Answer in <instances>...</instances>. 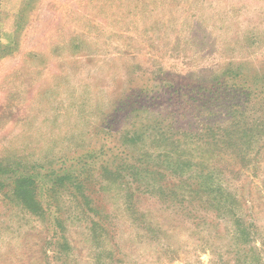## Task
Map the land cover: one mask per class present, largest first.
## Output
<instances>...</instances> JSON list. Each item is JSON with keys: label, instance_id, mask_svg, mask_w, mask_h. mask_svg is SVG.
Segmentation results:
<instances>
[{"label": "rangeland", "instance_id": "1", "mask_svg": "<svg viewBox=\"0 0 264 264\" xmlns=\"http://www.w3.org/2000/svg\"><path fill=\"white\" fill-rule=\"evenodd\" d=\"M0 264H264V0H0Z\"/></svg>", "mask_w": 264, "mask_h": 264}, {"label": "trees", "instance_id": "2", "mask_svg": "<svg viewBox=\"0 0 264 264\" xmlns=\"http://www.w3.org/2000/svg\"><path fill=\"white\" fill-rule=\"evenodd\" d=\"M129 136H130V134H128V137ZM130 137H133V136H130ZM159 140L157 141V143H155V144H157V145H155L156 147L160 146V143L158 144ZM174 141H175L174 139L170 138V139H168V143H165V145L173 143ZM207 145H209V146H205V147L201 148V151L203 154H207L209 152H213L214 150H216V148H210V146H212L213 144L212 145L207 144ZM162 151H163V153H166L165 151L169 152V150H166V149H164ZM169 155L170 154H168V156ZM190 165L193 167V164H190ZM65 173H67V174H65ZM106 173L107 172L104 170V175ZM109 173H111V172H109ZM112 173H113V171H112ZM39 175H43V174L40 173ZM200 176H201L203 185L201 186V188H195V190L193 192L203 194L204 196L209 195L212 197L213 200H216L217 194H219L224 205L227 206L228 200L230 198V193L221 186L220 181L216 180L215 172L212 170L206 169V171L203 172L202 174H200ZM66 178H75L76 180L80 181L79 177L75 176L73 174V172H70L67 169V172H64V174L56 173L55 175H53V177L50 178L51 185L48 188L49 192H53L54 189L59 187L65 181L64 179H66ZM33 179H35V178L32 175H25V176L22 175L17 179V182L14 183V186H13L14 187V193L19 198L23 197L25 202H27L29 200H32L33 202H35L36 196L38 194L37 188H35V186H32V182H34ZM230 200L234 201L233 198L232 199L230 198ZM217 205L221 206L222 204L218 203ZM227 210H229V208H225L224 212H227ZM31 212L37 213V214H43L44 210H42V209L31 210ZM246 237L250 238L249 234H246Z\"/></svg>", "mask_w": 264, "mask_h": 264}]
</instances>
